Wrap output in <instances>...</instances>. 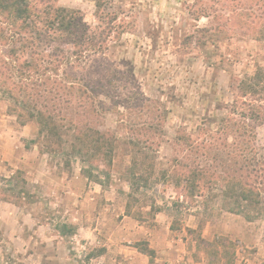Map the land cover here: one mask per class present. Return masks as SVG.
<instances>
[{"label": "rangeland", "instance_id": "obj_1", "mask_svg": "<svg viewBox=\"0 0 264 264\" xmlns=\"http://www.w3.org/2000/svg\"><path fill=\"white\" fill-rule=\"evenodd\" d=\"M55 5L105 43L54 78L87 88L89 99L76 90L69 106L37 103L66 125L109 132L117 148L111 161L90 162L70 149L48 151L39 125L19 119L0 83V264H104L96 260L104 243L78 229L118 228L123 211L151 227L161 213L171 239L182 240L181 258L153 252L155 264H208L200 238L219 264H264V216L230 211L217 188L200 197L177 183L197 165L252 183L253 150L264 158V0ZM41 50L68 58L71 47L46 38Z\"/></svg>", "mask_w": 264, "mask_h": 264}, {"label": "trees", "instance_id": "obj_2", "mask_svg": "<svg viewBox=\"0 0 264 264\" xmlns=\"http://www.w3.org/2000/svg\"><path fill=\"white\" fill-rule=\"evenodd\" d=\"M55 2L56 0H0L1 89L15 102L13 110L18 112L19 119L25 118L39 125V136L48 151L53 152L57 148L70 149V153L80 156L83 162L100 157L111 161L118 143L115 136L90 126H72V123L66 125V119L61 120V115H54L47 105L41 107L37 103L40 99L53 97L55 104L65 103L69 106L71 100L68 98L76 90L81 92V97L89 99L90 92L87 88L58 83L54 78H58L63 66L74 65L72 58L79 61L101 50L105 43V40H97L87 25L71 15L73 13L57 7ZM45 37L64 40L71 47V57L43 53L41 45L46 42ZM237 122L234 118L224 121L226 125L239 128L240 124ZM239 137H242L241 134ZM68 145L70 148L66 147ZM242 151L245 149L234 151L235 157L242 159ZM252 153L255 154L252 156L249 176L253 178L252 183L243 179L242 175L237 176L225 170L218 175L216 171L199 165L186 167V171L177 175V183L181 186L184 181L192 189V194L195 189L201 192L198 195L200 197L203 192L217 188L226 203L233 204L230 211L245 214L248 219L264 216V158H258L255 150ZM200 243L205 246L208 264L220 263L215 253L209 251L208 247L212 243L202 238ZM145 253L153 256L151 250Z\"/></svg>", "mask_w": 264, "mask_h": 264}, {"label": "crops", "instance_id": "obj_3", "mask_svg": "<svg viewBox=\"0 0 264 264\" xmlns=\"http://www.w3.org/2000/svg\"><path fill=\"white\" fill-rule=\"evenodd\" d=\"M122 213L118 228H99L91 225L89 228L78 229L87 231L90 239L104 243V251L96 257L97 261L104 264H155L150 255L140 250L142 243L159 256L166 254L181 258L179 244L182 240L171 239L170 228H163L164 225L160 224L163 219L161 213L156 215L154 221L157 225L153 227L132 219L125 215V211ZM171 264L184 263L182 260H173Z\"/></svg>", "mask_w": 264, "mask_h": 264}]
</instances>
